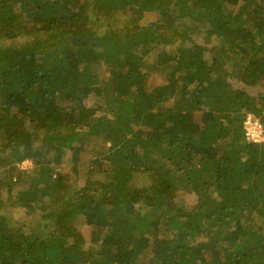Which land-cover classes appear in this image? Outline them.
Returning <instances> with one entry per match:
<instances>
[{"label": "trees", "instance_id": "16d2710c", "mask_svg": "<svg viewBox=\"0 0 264 264\" xmlns=\"http://www.w3.org/2000/svg\"><path fill=\"white\" fill-rule=\"evenodd\" d=\"M248 114L264 0H0V264H264Z\"/></svg>", "mask_w": 264, "mask_h": 264}, {"label": "built area", "instance_id": "2783aa9c", "mask_svg": "<svg viewBox=\"0 0 264 264\" xmlns=\"http://www.w3.org/2000/svg\"><path fill=\"white\" fill-rule=\"evenodd\" d=\"M245 137L249 142H262L264 140V127L259 119L254 118L248 114L244 120ZM30 164L29 161H24L23 168H26Z\"/></svg>", "mask_w": 264, "mask_h": 264}, {"label": "rangeland", "instance_id": "374dc122", "mask_svg": "<svg viewBox=\"0 0 264 264\" xmlns=\"http://www.w3.org/2000/svg\"><path fill=\"white\" fill-rule=\"evenodd\" d=\"M148 16V15H147ZM151 80L155 81V82H161L162 81V76L158 75V74H154L151 78ZM90 102V100H88V103ZM76 157H79V155L77 154ZM30 164L27 165V167L29 166ZM186 195V201L187 203L189 204H193L194 201H195V197L192 196L191 194H188V193H185ZM14 219H19V220H27V216L24 212V210L22 208H15L14 209Z\"/></svg>", "mask_w": 264, "mask_h": 264}]
</instances>
